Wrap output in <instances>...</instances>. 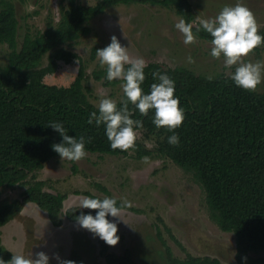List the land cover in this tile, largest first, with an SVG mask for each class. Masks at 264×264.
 <instances>
[{"label":"trees","instance_id":"trees-1","mask_svg":"<svg viewBox=\"0 0 264 264\" xmlns=\"http://www.w3.org/2000/svg\"><path fill=\"white\" fill-rule=\"evenodd\" d=\"M120 3L172 8L186 23H193L195 32L197 21L189 0H98L88 5L69 0V7L63 9L56 26L26 32L19 45V22L14 4L12 0H0V42L9 48L7 63L0 64V195L5 188H20L18 197L0 201V258L8 261L13 255L2 243L1 228L28 202L44 209L54 226H60L63 218L77 221L81 213L96 214L97 210L78 206L64 209L66 194L46 190L45 181L32 175L50 158L59 155L51 146L61 142L62 137L49 123L61 122L68 129V135L92 138L91 143L85 145L86 151L119 155L134 151L137 157L155 153L192 173L204 191L211 218L221 230L234 235V264L264 263L263 257L254 255L264 252V82L261 91H247L234 83L231 74L207 76L183 66L150 61L144 68L143 91L148 94L151 84L159 82L153 78L154 72L167 74L175 82L174 95L185 109L182 125L174 130L180 143L170 145L168 137L172 133L153 124L154 109L142 116L135 105L129 103L132 118L143 123V128L137 131L152 139L154 147L150 149L137 139L135 149L121 151L110 147L103 124L88 123L90 114L98 113V106L88 98L81 59L70 84L44 81L46 74L57 70L60 60L70 63L79 57L63 44L87 34L91 19L107 7ZM260 34L264 35V25L260 27ZM198 37L212 39L203 29ZM92 75L104 85L123 82L107 80L106 66L93 70ZM123 99H126L124 93L117 101L118 107ZM87 194L91 198H104ZM116 199L118 206L121 205ZM156 236L170 264H223L218 257L210 255L187 252L183 258L177 257L159 228ZM97 243L105 264H137L129 248L118 254L110 251L109 245L100 238ZM65 260L76 264H102L88 262L78 246H72Z\"/></svg>","mask_w":264,"mask_h":264},{"label":"rangeland","instance_id":"rangeland-1","mask_svg":"<svg viewBox=\"0 0 264 264\" xmlns=\"http://www.w3.org/2000/svg\"><path fill=\"white\" fill-rule=\"evenodd\" d=\"M97 1L77 0L86 5ZM189 1L196 21L213 18L224 6L242 2L254 12L260 26L264 25V0ZM12 2L19 22V45L26 32L35 33L56 26L63 9L69 7V0ZM181 18L174 9L156 4L111 5L88 22L90 30L87 34L63 44L79 57L70 63L60 60L57 70L46 74L44 81L57 85L70 84L81 59L85 69L83 83L89 88V100L96 106L105 95L118 101L123 93V82L104 85L102 80H96L92 75L93 70L103 68L97 49L106 47L113 35L122 46H127L130 56L141 57L146 63L158 61L167 66H183L207 76L234 72V68L224 67L223 56L220 59L211 56V41L198 37L195 44L186 45L183 42V34L175 28ZM8 53L7 44L0 42V64L7 63ZM189 56L194 63L188 62ZM246 59L264 61V45ZM261 90L262 83L256 91ZM138 139L153 149V140L141 131H138ZM86 152V157L76 162L61 160L59 155L53 156L32 175L45 181L46 190L66 194L64 209L79 206L84 197H89L87 193L116 197L121 202L124 199L130 201L131 207L121 209V219L126 223L107 216V219L117 223L119 236L118 243L109 246L110 251L121 254L129 248L137 264H170L156 236L159 228L177 257L183 258L189 252L218 257L223 264L235 263L234 235L221 230L211 218L204 191L192 173L155 153L137 157L134 151L126 155ZM145 157H148L147 162ZM19 192L17 186L5 188L0 201L18 197ZM1 239L13 254L22 251L24 255L31 253L35 258L37 252H45L50 258L49 264H58L54 254L65 260L72 246H78L88 262L105 264L98 253V236L80 227L77 221L66 218L60 226L52 225L46 211L33 202L26 203L15 218L2 226ZM254 255L264 258V252Z\"/></svg>","mask_w":264,"mask_h":264},{"label":"clouds","instance_id":"clouds-1","mask_svg":"<svg viewBox=\"0 0 264 264\" xmlns=\"http://www.w3.org/2000/svg\"><path fill=\"white\" fill-rule=\"evenodd\" d=\"M193 27V23H186L183 18L175 24V28L183 34V42L186 45L197 42L201 29L209 33L212 37L211 56L215 59L223 56L224 67L234 68L231 79L237 86L254 92L264 82V61L246 59L254 53L256 48L264 45V35L260 34L261 26L254 12L244 3L226 5L215 17L198 19L195 32ZM97 56L100 65L106 66L107 80L123 81L122 90L126 99L121 100L118 107L116 100L103 96L98 104V113L92 112L88 123L92 124L94 121L97 126L102 124L105 126L106 137L113 150L135 149L138 139L137 130L143 128V123L139 119L132 118V111L128 106L131 103L142 116H147L149 111L154 109L153 124L157 128H167L172 133L168 137V143L178 146L180 139L174 130L182 125L185 109L180 106L179 98L174 95L175 82L167 74L154 72L153 78L159 82L151 84L150 92L145 94L142 88L146 78L145 60L130 56L127 46H122L115 35L111 37V42L106 47L97 49ZM188 62L194 63L191 56L188 57ZM49 125L62 137L61 142L51 146L61 160L76 162L86 157L85 145L91 143V137L86 139L83 135L78 138L70 136L67 134L68 129L61 122H51ZM144 160L147 162L148 157ZM78 207L97 210L95 216L81 213L76 218L80 227L98 236L109 246H115L118 243L117 223L107 219V216L123 220L121 209L131 207L130 201L124 199L118 206L117 199L113 197L100 199L86 196L80 201ZM54 258L58 264H76L73 260H62L55 254ZM49 259L43 251L37 252L35 258L31 253L26 256L21 251L14 253L8 261L0 258V264H49Z\"/></svg>","mask_w":264,"mask_h":264}]
</instances>
